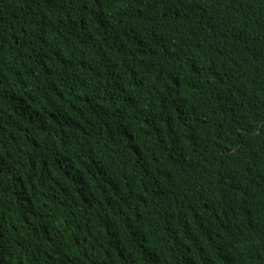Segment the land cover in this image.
I'll return each mask as SVG.
<instances>
[{"label":"trees","instance_id":"obj_1","mask_svg":"<svg viewBox=\"0 0 264 264\" xmlns=\"http://www.w3.org/2000/svg\"><path fill=\"white\" fill-rule=\"evenodd\" d=\"M0 264H264V0H0Z\"/></svg>","mask_w":264,"mask_h":264}]
</instances>
